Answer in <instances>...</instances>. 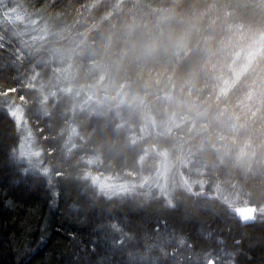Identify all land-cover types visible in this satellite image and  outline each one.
Wrapping results in <instances>:
<instances>
[{
  "label": "trees",
  "instance_id": "1",
  "mask_svg": "<svg viewBox=\"0 0 264 264\" xmlns=\"http://www.w3.org/2000/svg\"><path fill=\"white\" fill-rule=\"evenodd\" d=\"M4 1L49 33L54 59L80 75L96 67L116 86L110 94L134 99L120 106L132 109L134 125L140 104L158 125L172 123L150 142L184 158L206 191L219 185L264 207V0ZM19 31L0 26V101H21L49 175L11 163L17 134L0 103V264L220 263L226 238L229 259L264 264V218L241 226L203 198L180 194L173 207L111 199L83 181L86 156L100 174L124 175L145 148L115 120L81 115L72 120L85 142L64 152L68 100L40 105L30 81L43 55Z\"/></svg>",
  "mask_w": 264,
  "mask_h": 264
},
{
  "label": "rangeland",
  "instance_id": "2",
  "mask_svg": "<svg viewBox=\"0 0 264 264\" xmlns=\"http://www.w3.org/2000/svg\"><path fill=\"white\" fill-rule=\"evenodd\" d=\"M5 4L4 0H0V26L6 30L13 29L17 31L18 28L20 33L28 34L29 37L26 40L28 46L33 47L35 52H41L43 55L44 59L42 58L43 61L41 62L43 65L39 63L38 66H44L45 68L42 67V69L35 73L30 81V84H37L36 88L39 90L43 102L51 101L52 98L56 100L57 93L60 92L71 96L74 109L77 113L83 112L88 115H96L99 108L113 111L123 106L121 104L125 102V98L120 91L106 95L103 92L101 94L96 93L95 89H90L91 91L87 89L83 91L82 89L80 93L78 87L71 88L75 76L73 73L67 74V69H69L67 61H63L61 58H53L52 52L56 48L47 47L49 45V36L42 33V29H38L35 26V21L27 18L13 8L6 7ZM0 103H2V105L0 104L2 110L6 111L9 118L13 121L17 134V143L12 152V160L17 165L23 166L26 172L48 176L49 168L42 162L43 151L37 144L38 137L36 136V132H39V130L29 123L21 101L19 100L18 103L0 101ZM127 104V106H132L134 99L132 101L129 100ZM136 111L137 124L133 125L129 136L132 142L140 143L145 148L144 155L141 158L142 160L145 159V162L142 163V160H140L138 169L134 173L126 172L124 175H103L98 172H88L90 176L88 179H90L91 184L95 186L99 193L108 197L136 194L143 201H149L150 199H154V197H161L168 207H173L171 201L175 191L183 190L191 193H186V195L193 196L199 190H203V186L200 185L199 180L194 178L192 170L189 169V165L185 162L184 158H180L179 156L176 159L171 158L169 157V152L158 151L156 146L150 142V140L154 141V139H158L159 136H164L169 132L172 123L158 125L151 113L147 112L142 104L137 106ZM79 134L78 128L74 127V125H71L67 129L66 137L67 143H70V148L75 149L79 146L76 143L72 144L73 141L79 138ZM151 136L153 138H150ZM144 141H148L151 144L149 145L151 149L147 148V143ZM95 160V158H90L87 162L91 165L95 163ZM151 194L156 196H152ZM222 194L220 199L228 208L232 203L233 206H238L237 196H232L233 194L229 191ZM257 218H264V207L257 208ZM223 242L228 244L229 240L226 238ZM233 244L236 245L235 242ZM209 246L210 249H213L214 245ZM227 248L221 246L218 249L222 251ZM215 259L217 262H215ZM228 259L229 256L222 254L220 263L218 257H212L205 264H209V261L214 262V264H229Z\"/></svg>",
  "mask_w": 264,
  "mask_h": 264
},
{
  "label": "bare ground",
  "instance_id": "3",
  "mask_svg": "<svg viewBox=\"0 0 264 264\" xmlns=\"http://www.w3.org/2000/svg\"><path fill=\"white\" fill-rule=\"evenodd\" d=\"M44 32H45V30H44ZM45 34H47L48 36H50L49 33H46L45 32ZM34 70L35 71L32 73L31 78H32V76L35 73H37L39 71V69H34ZM72 73L74 74L75 79H73V81H72V85H71L72 87L71 88L78 87V89L80 90V93H81V90L82 89H83V91H84V89H87L88 91H91L90 89H95V91H97L96 93H98V94H101L103 92L106 95L107 94L111 95L110 93L116 87L111 80H108L105 77L103 79V74L101 72L99 73L98 69L96 67H93V66H91L88 69H84L81 72V74L83 76L80 75L77 72H72L70 69H67V74H72ZM67 87H65V88H67ZM95 91H93V92H95ZM113 92H116V90L113 91ZM35 94L38 96V100L40 101V105L46 106L47 104H46V102H43L39 90ZM13 95H14V93H7V94H5L3 96H5V97H10L11 96L10 98H12ZM56 97H57L56 100H53L54 98L51 99V103H55V101H56V104H57L58 103L57 101L60 100V98H62V97H63V100L66 99V101L68 100L67 102L69 103V108L67 107L65 109V112H64V113H66L68 115L67 116V119L69 120V122L64 127V131H62V128L63 127L58 126V127L55 128V130H57L58 134L61 133V131H62V133L60 135H61V138H62L61 140L64 141V144L62 146L64 152L70 153V152L75 151L76 148H78L80 145H83L84 144L85 139H86L85 135H81V133L79 132L80 133L79 134L80 135L79 138L76 139L75 141H73V143H72V144H75V143L76 144H79L78 147H76L75 149L70 148V143H67L68 140H67V137H66L67 136L66 135V132H67V129H69L71 127V125H74V127L76 126L75 125V122L72 120V119L75 118V116H78V117L81 116V115H85L87 117H89V116H98V117H101V118H104V119H108V120L112 119V120H115V122L118 123V127L119 128L123 129L127 133L130 132V131H132L131 129L133 128L134 123L132 122L133 121V115L131 114L132 109H130V108H127V110H123V108H120L119 107V108H116L113 111H108L106 109L99 108L97 110V112H96V115H94V114L93 115L92 114L91 115H88V114H84L83 112L82 113H80V112L77 113V111L74 109V105L72 103L73 101H72V98H71L70 95L68 96L66 94H62V93L58 92ZM121 105H128V104H121ZM71 116H72V118L69 119ZM15 132H16V130H15ZM37 133L38 132H36V136H37ZM37 137H38V140H37V144H38V142H39V136H37ZM129 138H130V136H129ZM150 138H153V136H151ZM156 140L157 139H154V141H156ZM131 141H132V139H131ZM150 141L152 142V140H150ZM144 142L145 143H148V141H144ZM90 158H95L96 159L94 164H91L90 165L87 162L88 160H90ZM81 162H82L83 165H85L88 168L83 173V175L81 176L82 180L85 181V182L87 181L90 186L95 187L94 185L91 184V181H90V179H88V177H90L89 176V173H91L93 171H94V173H97V172L98 173H102L101 170H100V162L93 155L86 156L85 158H83L81 160ZM11 163L13 165H17L15 163V161H13V160H11ZM20 167L23 168V166H20ZM23 170H24V168H23ZM24 172H26V171L24 170ZM103 175H105V174H103ZM107 175H110V174H107ZM199 181H200V185L203 186L202 179H200ZM184 193L186 194L187 192H185L183 190L175 191L173 198L176 197V199H178L179 196H180V194H184ZM222 193H224V192L221 191V189L219 188V185H215V188H214L213 191H206V189L199 190L197 194L195 193L193 195V197L203 198V199H206V200H208L210 202L217 203L219 206H221L224 209H226V214L227 215L232 216V218L235 219L236 221H238L239 223L241 222V220L236 215L231 214L230 211L234 207L244 206V205H252L254 207V218H255V221H256V219H258L257 218V208H256L257 206L255 204H251V203H244V202H247V201L253 199V197H251V196H249V195L246 194V195L243 196L244 197L243 198V197H241V196L238 195L236 197V199H238V202L240 204H238V206H233V203H232L231 206L228 208L227 205L223 204V202L220 199V196L223 195ZM187 194H191V193H187ZM202 194H206L205 195L206 197H203ZM151 195L152 196H156L154 194H151ZM207 195H209V198H207L208 197ZM128 197L139 198V196H137L136 194L131 195V196H128ZM113 198H117V197L112 196L111 199H113ZM173 198H172L171 204L174 206V199ZM156 199L157 200H161L164 203V201H163V199L161 197H157ZM216 240L217 239H215V238L212 239L211 237H209L210 243H213ZM219 245L224 246V247L227 246L226 242H222V241L219 242ZM211 258H212V256H209V259H211ZM236 260L237 259H232L231 258L230 264H242L240 261H238V260L236 261Z\"/></svg>",
  "mask_w": 264,
  "mask_h": 264
},
{
  "label": "water",
  "instance_id": "4",
  "mask_svg": "<svg viewBox=\"0 0 264 264\" xmlns=\"http://www.w3.org/2000/svg\"><path fill=\"white\" fill-rule=\"evenodd\" d=\"M205 195L206 194H202L203 197H206ZM207 196V198H209V195ZM230 213L236 215L241 220V226H247L255 223L254 207L252 205L234 207ZM208 263L213 264L212 261H209Z\"/></svg>",
  "mask_w": 264,
  "mask_h": 264
},
{
  "label": "flooded vegetation",
  "instance_id": "5",
  "mask_svg": "<svg viewBox=\"0 0 264 264\" xmlns=\"http://www.w3.org/2000/svg\"><path fill=\"white\" fill-rule=\"evenodd\" d=\"M235 243H236V245L238 244V241H235ZM226 247H228V246H226ZM224 252H225V249H223L222 251H221V254H224ZM230 261H231V259H228V262H229V264H230ZM237 261V260H236ZM213 264H214V262H213Z\"/></svg>",
  "mask_w": 264,
  "mask_h": 264
}]
</instances>
